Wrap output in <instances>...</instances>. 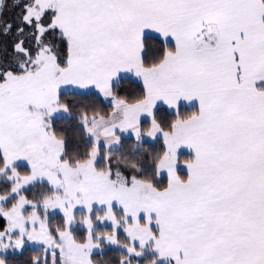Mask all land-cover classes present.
Returning a JSON list of instances; mask_svg holds the SVG:
<instances>
[{
	"label": "snow or ice",
	"instance_id": "snow-or-ice-1",
	"mask_svg": "<svg viewBox=\"0 0 264 264\" xmlns=\"http://www.w3.org/2000/svg\"><path fill=\"white\" fill-rule=\"evenodd\" d=\"M0 264H264V0H0Z\"/></svg>",
	"mask_w": 264,
	"mask_h": 264
}]
</instances>
